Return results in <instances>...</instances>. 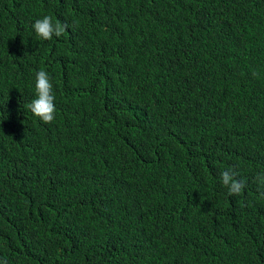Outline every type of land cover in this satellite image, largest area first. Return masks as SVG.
<instances>
[{
    "label": "trees",
    "instance_id": "1",
    "mask_svg": "<svg viewBox=\"0 0 264 264\" xmlns=\"http://www.w3.org/2000/svg\"><path fill=\"white\" fill-rule=\"evenodd\" d=\"M260 174L264 0H0V264H264Z\"/></svg>",
    "mask_w": 264,
    "mask_h": 264
},
{
    "label": "clouds",
    "instance_id": "2",
    "mask_svg": "<svg viewBox=\"0 0 264 264\" xmlns=\"http://www.w3.org/2000/svg\"><path fill=\"white\" fill-rule=\"evenodd\" d=\"M32 27L40 39L50 41L54 36L61 37L69 26L60 22L54 23L51 16H44L42 19L36 20ZM35 95L36 98L26 107L44 124L52 123L56 118V97L51 77L44 70L36 73ZM220 180L223 187L228 190L229 196L240 195L246 187L244 181L236 178V173L233 170L221 172ZM257 181L260 187L264 188V174L258 175ZM260 196L264 198V191L260 192Z\"/></svg>",
    "mask_w": 264,
    "mask_h": 264
}]
</instances>
